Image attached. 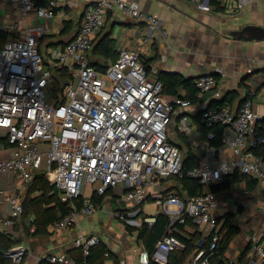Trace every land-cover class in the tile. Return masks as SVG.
<instances>
[{"label":"built area","instance_id":"obj_1","mask_svg":"<svg viewBox=\"0 0 264 264\" xmlns=\"http://www.w3.org/2000/svg\"><path fill=\"white\" fill-rule=\"evenodd\" d=\"M8 1L19 16L3 26L5 33H16L30 17L35 24L20 30L18 36H10L0 48V197L8 204V213L0 216V232H11L24 210L21 197L1 185L3 177L20 181L23 189H28L36 171H42L61 191V200L69 202L72 209L49 226L55 235L96 214L97 204L85 193L89 184L100 196L120 188L123 203L144 202L151 188L182 173L183 150L171 129L178 109L195 106L203 121L226 127L222 146L215 148L207 140L200 143L194 139L195 126L187 114L176 123L179 134L202 148L198 165L188 175L206 184L207 190L187 200L176 194L160 197L158 211L173 223H183L188 214L200 230L214 234L209 249L200 250L188 263L212 264L221 228L217 217L230 210L229 202L208 186L235 171L246 174L258 182L261 219L254 210L245 212L250 210V201L242 203L244 211L238 217L240 250L231 264H264V114L255 108L256 89L251 88L238 110L233 111L227 102L222 107H209L203 99L216 87V74L223 73L220 68L195 79L198 101L194 103L184 91L169 97L164 83L149 74L135 50L120 49L116 61L105 70L92 65L91 52L109 13L119 12L144 22L150 39L157 35L168 38L164 21L144 11L135 0H97L89 4L76 36L65 45L49 47L46 53L41 50V39L48 33L46 23L57 14L59 0ZM251 1L260 0L243 3ZM195 2L201 8L210 7L209 0ZM54 68L66 69L72 75L59 98L50 89ZM5 152L9 154L3 155ZM78 198H82L79 207L75 202ZM142 212L137 206L114 213L129 225L141 226ZM155 220L144 217L149 224ZM101 242L96 233L80 232L73 245L89 255ZM123 244L122 240L114 242L120 248ZM180 247L173 235L158 241L153 256L139 244L138 264H151L152 260L169 264V253ZM109 249L113 252L112 247ZM110 250L101 264H114ZM28 254L29 248L22 242L5 253L11 264H23ZM46 258L53 264H75L66 252Z\"/></svg>","mask_w":264,"mask_h":264},{"label":"crops","instance_id":"obj_2","mask_svg":"<svg viewBox=\"0 0 264 264\" xmlns=\"http://www.w3.org/2000/svg\"><path fill=\"white\" fill-rule=\"evenodd\" d=\"M96 1L59 0L56 16L46 23L48 33L43 37L45 39L41 44L42 52L46 53L49 47L65 45L73 39L80 29L86 7ZM135 1L139 2L144 11L157 15L164 21L168 38L165 39L157 35L150 39L147 36L146 24L144 22L135 18L126 17L119 12L109 13L103 30L112 32V36L116 39L117 56L122 48L137 51L149 74L157 79H160V74L163 71L179 73L186 78L196 79L198 76L216 71V69L220 68L223 70V73H218L220 77L217 79L216 87L207 93L203 99L209 104L210 101L220 99L225 94H230V100L228 99L230 104H228L233 111H237L240 103L247 95V89L255 88L257 91L256 97L254 98L255 108L264 114V40H239L231 35L232 31L240 30L248 24H256L264 27V0L248 3H243L244 0H224V3H221V11H216L211 6L208 9L201 8L195 0ZM39 3L42 4L43 1ZM240 3H243L242 7H240ZM18 16L19 14L15 6L8 0H0V34H6L7 39L10 36H18L20 30H23L30 24H35L34 19L30 17L28 20L23 21L22 29L16 33L12 35L5 33L3 26L9 20ZM39 21L42 22L43 20L40 19ZM68 21L72 23L70 28L67 27ZM98 38L99 36L96 40ZM146 62L148 65H146ZM112 63L110 62L109 65ZM183 91L188 95L185 89H181L178 94ZM178 110L179 116L175 120L178 121L180 116L187 114L190 117V124L195 126L194 139L200 143L205 142L204 139H196L199 134L197 125L194 123V114H198L199 112L197 107L192 106L188 109ZM174 126L176 127V124ZM177 138L176 141L178 140L177 142L182 145ZM193 142L197 150L202 153V148L196 145L195 141ZM8 154L5 152L3 155ZM212 158L213 160L217 159L216 157ZM1 185L6 190L18 194L22 200L28 190L23 189L22 182L10 181L8 177L2 178ZM175 185L176 182H161L157 188L153 187L150 189L147 196L149 199L146 198L140 204L133 202L125 204L120 202L119 205L121 206L116 211L140 206L143 209L141 213L142 219L144 217H155L159 212L156 203L162 196V190L170 189L171 187L174 188ZM117 190H120V188L107 192L102 204L95 201L94 197L98 199L102 196L96 194L92 186L91 193L88 195L92 196L97 206H102L106 198H111V195H114L112 201L119 197L116 194ZM93 195L95 196L93 197ZM251 195H253V198L256 197V199L248 198V201L251 202V207L250 210H245V212L249 213L251 210H254L256 217L260 220L262 210L259 199L260 195L256 192ZM225 199L229 202L228 209L230 211L235 208L237 210L238 199L230 196H227ZM147 201L152 202V211L145 209ZM7 213L8 204L0 197V216ZM86 218L88 217H84L81 220L80 225L57 235L49 233L47 236H28V242L25 243L22 241L29 248V254L23 264H39L41 259L47 260L46 256L58 252L71 254L75 249L73 241L80 232L98 234L93 230L89 232L83 230L82 222ZM18 222L16 235H21V220ZM123 222L124 225L127 223L125 221ZM239 224L241 222L237 219V225L239 226ZM19 227L21 228L19 229ZM126 231L132 238L130 240L127 237V246L123 244V248L114 245L115 238H112L113 242L111 243L110 237L107 236V240H103L102 236H100L102 242L107 244L108 248L109 246L112 247L113 253L118 255V264H138L137 256L132 255V253L135 254L137 246L139 245L137 235L134 232L129 233L127 229ZM238 237L239 234L230 244V249L226 255L229 260L239 254L240 249H235V244L237 247L241 244L240 240L238 241ZM130 242L132 243L131 247H129ZM231 250L232 253H230ZM130 256L134 257L132 258L133 260L130 259ZM111 258L115 264V259L112 255Z\"/></svg>","mask_w":264,"mask_h":264},{"label":"trees","instance_id":"obj_3","mask_svg":"<svg viewBox=\"0 0 264 264\" xmlns=\"http://www.w3.org/2000/svg\"><path fill=\"white\" fill-rule=\"evenodd\" d=\"M43 3H45V1H43ZM209 4L216 11L222 10L220 0H209ZM71 24V21H68L67 27L70 28ZM44 39L45 38H42L41 41H44ZM6 40L7 35L3 33L0 34V48H2L1 45L4 44ZM116 59V39L112 36V32L104 29L99 34L98 40L94 43L91 64L100 70H105L109 66V63L116 61ZM146 65H148V63ZM219 77L220 75L216 74V78L219 79ZM71 78L72 75L66 69H52L50 89L53 95L59 98L63 87ZM160 80L164 83V91L169 97L176 96L181 89H185L194 103L198 101L195 79L186 78L179 73L163 71L160 74ZM249 90L250 88L247 89L246 97L249 94ZM229 97L230 94H225L220 99L210 101L208 106L222 107L226 102L230 104ZM58 101L60 102V100ZM194 121L199 131L196 138L197 140H207L209 145L215 148L222 146V135L226 128L224 125H209L201 119L200 112L194 114ZM209 133H213V137L210 138ZM178 138L182 145L176 141L177 144L182 150L184 149L182 173L162 180V183H164L175 179L176 185L174 188L171 187L170 189L162 190L161 197H165L168 194H176L184 200H187L188 198L205 192L207 185L202 183L199 179L188 175V172L198 165L201 154L194 146L193 140H187V137L183 134H178ZM257 184L258 182L256 179L235 171L225 175L223 181L212 183L208 187L216 193L217 196L224 198L223 196L227 195L226 191L234 189L233 186L238 188L245 185L244 189L246 193L252 194L256 192ZM105 195L98 199L94 197L95 195H93V197L96 202L102 204ZM60 196L61 191L48 181L45 174L42 171H36L33 183L28 187L27 193L23 199L24 210L19 220H17L13 226L11 232H0V264H11V260L6 257L5 253L14 244L22 242L23 236L49 235L50 231L48 227L71 211L72 207L70 203L62 201ZM241 199L237 200L238 207L236 211H230L223 217H217V221L221 223V228L219 231L216 253L212 258V264H231L226 255L230 249L231 242L240 233L237 219L244 211ZM75 202L79 207L82 204V198L76 199ZM155 217L156 220L153 224L144 221L141 226L137 227L125 223V228L129 233H136L139 244L148 250L151 256L156 252L158 241L167 235L175 236L182 245V247L176 248L169 253V264H188L196 253L202 249H209L212 244L214 234L211 233L208 235L200 230L198 225L194 223L193 218L188 214L184 215L183 223L179 221L173 223L171 218L163 212H158ZM20 220L22 224V234L16 235L18 221ZM21 227H19V229ZM109 250L107 244L101 242L90 250L89 255H85L81 248L75 247L68 256L75 260V264H101L105 260V252ZM111 255L115 259V264H118V255L114 254L112 251ZM39 264L53 263L48 262L46 259H41ZM151 264L158 263L152 260Z\"/></svg>","mask_w":264,"mask_h":264},{"label":"rangeland","instance_id":"obj_4","mask_svg":"<svg viewBox=\"0 0 264 264\" xmlns=\"http://www.w3.org/2000/svg\"><path fill=\"white\" fill-rule=\"evenodd\" d=\"M176 123L177 121H175L174 125ZM174 125L172 126L171 134L174 137V140L176 141V138L178 137V134H179L178 133L179 130ZM172 182H176L175 179L170 181V183ZM244 187L245 185H242L241 187H238V188L236 187L232 190L226 191L227 195L223 196L224 198L222 199H225L227 196L234 197L235 199L242 198L241 199V204H242L244 201H248V198L249 199L253 198V195L246 193V190L244 189ZM90 190H91V185L89 184L87 186V189L85 190V193L87 195L90 194L91 193ZM116 194L120 195L121 194L120 190H117ZM113 196L114 195H111V198H106V201H104V204L102 206L101 205L98 206L96 214H93L91 217L84 219V221L82 222V228L83 230H86L88 232L91 230L96 231L99 235L102 236L103 240L105 239L107 240V236L110 237L111 243L113 242L112 238H115V240L123 239L122 241L124 245L127 246V241H128L127 237L131 240L132 236H129V234H127L124 222L115 216L114 211H116L121 206L119 204L122 201H120L118 196L116 200L112 201ZM253 199H256V197H254ZM146 204L147 205L145 206V209H147L148 211H152L151 209L152 202L147 201ZM143 220L144 218L141 220L142 223H143ZM137 226H140V225H137ZM204 233H206V231H204ZM22 241L25 243L28 242L29 241L28 236L27 237L23 236ZM131 246H132V243L130 242L129 247ZM235 249H240V248L237 247L235 244ZM230 253H232V250L230 251ZM132 255L137 256L138 255L137 251H135V254L132 253ZM132 258L134 257L130 256L131 260H133ZM234 259L235 258H230V260H234Z\"/></svg>","mask_w":264,"mask_h":264},{"label":"water","instance_id":"obj_5","mask_svg":"<svg viewBox=\"0 0 264 264\" xmlns=\"http://www.w3.org/2000/svg\"><path fill=\"white\" fill-rule=\"evenodd\" d=\"M206 4L208 3L206 2ZM231 35L239 40H264V27L256 24H248L240 30L232 31Z\"/></svg>","mask_w":264,"mask_h":264}]
</instances>
